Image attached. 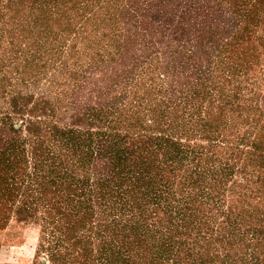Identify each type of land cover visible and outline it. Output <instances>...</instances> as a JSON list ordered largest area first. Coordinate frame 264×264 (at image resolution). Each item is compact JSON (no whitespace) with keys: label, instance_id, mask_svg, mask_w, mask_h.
<instances>
[{"label":"rangeland","instance_id":"obj_1","mask_svg":"<svg viewBox=\"0 0 264 264\" xmlns=\"http://www.w3.org/2000/svg\"><path fill=\"white\" fill-rule=\"evenodd\" d=\"M91 114L113 136L216 140L209 152L236 165L225 182L263 185L242 143L264 140V2L0 0V174L26 192L28 120L82 128ZM0 192V264H39L43 208L23 216L20 194Z\"/></svg>","mask_w":264,"mask_h":264},{"label":"trees","instance_id":"obj_2","mask_svg":"<svg viewBox=\"0 0 264 264\" xmlns=\"http://www.w3.org/2000/svg\"><path fill=\"white\" fill-rule=\"evenodd\" d=\"M94 118L79 117L82 128L28 120L26 192L0 174L6 195L21 196L19 213L43 208L39 264H264V184L225 182L236 165L209 152L216 140L113 136L91 130ZM249 143L262 178L264 140ZM240 149L227 159L239 161ZM213 155L220 166L210 167Z\"/></svg>","mask_w":264,"mask_h":264}]
</instances>
